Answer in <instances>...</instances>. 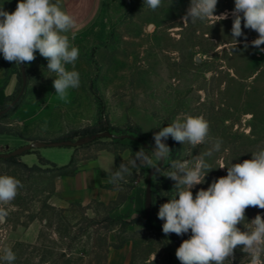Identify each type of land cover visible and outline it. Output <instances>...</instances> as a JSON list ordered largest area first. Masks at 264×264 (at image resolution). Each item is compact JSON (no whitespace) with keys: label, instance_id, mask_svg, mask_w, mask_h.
<instances>
[{"label":"rangeland","instance_id":"1","mask_svg":"<svg viewBox=\"0 0 264 264\" xmlns=\"http://www.w3.org/2000/svg\"><path fill=\"white\" fill-rule=\"evenodd\" d=\"M90 1L94 10L91 23L71 41L79 49L75 70L81 84L71 91L70 102L56 98L55 74L47 70V60L37 56L29 65L25 63V92L0 117V130L13 129L28 139L46 141L76 140L96 133L80 132L95 127L115 136L77 148L32 149L21 155L23 162L20 156L13 162L0 160V175L13 176L23 184L15 200L6 206V221L0 223V257L10 248L16 255L14 264H110L108 252L129 241L133 247L130 264H171V249L189 239L191 230L182 236L163 233L164 221L157 213L175 194V182L163 175L171 170L173 161L192 160L207 151L210 143L192 148L171 138L166 141L172 153L160 165L161 175L154 178L152 173L149 218L145 194L152 169H132L122 183L126 197L137 189L138 204L134 195L133 206L118 210L114 204L98 201H58L55 191L60 174L52 163L66 165L74 153L85 164L111 152L117 169L141 147L151 150L153 134L177 116L202 115L209 121L210 136L222 139L223 144L219 152L206 158L213 170L205 183L192 189L195 197L214 179L227 175V168L219 167L242 163L251 159L252 152L264 148V51L252 46L258 33L243 28V24L244 36L237 38L235 46L230 14L235 0H218L215 14L227 11L229 17L213 25L200 20L183 24L190 0H162L155 11L143 0ZM17 2L0 0V7L11 13ZM24 101L46 105L43 118L28 125L16 122L14 111ZM4 142L0 137V143ZM9 151L11 148H0V153ZM257 214L264 217V209L245 210L248 222ZM238 227L245 230L242 224ZM234 255L232 264H249L241 246ZM0 264L6 262L0 259Z\"/></svg>","mask_w":264,"mask_h":264},{"label":"clouds","instance_id":"2","mask_svg":"<svg viewBox=\"0 0 264 264\" xmlns=\"http://www.w3.org/2000/svg\"><path fill=\"white\" fill-rule=\"evenodd\" d=\"M143 4L155 11L162 0H143ZM217 4L218 0H190L183 24L200 20L213 25L228 19L227 11L215 14ZM230 14L235 46L239 43L237 38L244 36L243 28H247L258 33V38L251 41L252 46L264 51L260 48L264 45V0H235ZM75 25L74 17L62 10L59 0L56 3L18 0L14 12L0 7V53L6 61L20 65L33 62L38 51L47 60V70L55 74L54 95L59 101L69 103L71 91L81 84L80 73L75 70L79 49L71 43L74 34L71 38L66 34ZM169 138L192 148L205 143L211 145L192 160L173 161L171 170L163 175L175 182L174 196L161 204L157 213L158 219L164 221L163 233L182 236L191 230L190 238L177 248L176 258L181 264H232L235 250L241 246L249 264H264V217L257 214L248 222L245 216L248 207L264 209V148L252 152L251 159L242 163L219 167H226L227 175L214 179L206 190L201 188L194 197L192 189L205 183L207 174L213 170L206 158L219 152L223 144L222 139L210 136V124L204 116H177L171 124L153 134L151 150L141 147L127 163H120L115 171L109 169L107 182L119 190L134 168L153 169L154 178L156 174L161 175L160 165L169 160L172 153L166 143ZM22 188L19 179L0 175V223L6 221L9 215L6 206ZM241 224L244 231L238 227ZM0 259L14 264L16 255L5 248Z\"/></svg>","mask_w":264,"mask_h":264},{"label":"crops","instance_id":"3","mask_svg":"<svg viewBox=\"0 0 264 264\" xmlns=\"http://www.w3.org/2000/svg\"><path fill=\"white\" fill-rule=\"evenodd\" d=\"M51 2L56 3L57 0H51ZM59 5L62 10L73 16L76 21L75 27L66 33L69 37L84 31L91 23L94 10L90 0H59ZM35 56H40L38 51ZM21 83V73L17 69L16 64L6 61L2 53H0V110L16 98L20 91ZM45 106H40L36 102L24 101L16 108L13 117L20 125L35 123L43 118L42 114L47 108ZM0 137L5 141L0 143V148H11V150L34 140H42L36 138L28 139L20 131L13 129L0 130ZM38 155H40L39 151ZM71 160H73L74 172L58 175L56 178L55 196L58 201L80 204L98 201L103 204H114L118 210H122L131 207V205L133 206L131 198L135 195V201L138 204L137 189L134 188L129 197H126L123 183H121V187L118 190L107 182L110 175L109 169H112V171L116 170V162L111 152H103L85 164H81L80 159L75 157L74 153ZM21 161L23 162L22 157ZM57 166L59 167V165ZM177 248L178 246H174L171 249V264H181L175 255ZM132 254V244L126 241L121 247L111 249L108 252V263L130 264Z\"/></svg>","mask_w":264,"mask_h":264},{"label":"water","instance_id":"4","mask_svg":"<svg viewBox=\"0 0 264 264\" xmlns=\"http://www.w3.org/2000/svg\"><path fill=\"white\" fill-rule=\"evenodd\" d=\"M19 65V64H18ZM19 70L21 73V81H22V86L21 89L18 93V95L16 96V98L10 102V104L1 109L0 110V117L5 115L12 107H14V105L17 103V101L20 99V97L22 96V94H24L26 86H27V69H26V64L22 63L19 65ZM115 135L111 132V131H100V132H96L93 133L91 135H86V136H82L79 137L76 140L73 139H61V140H34L28 144H25L23 146H20L18 148H15L9 152L6 153H0V157L1 158H8V157H17V156H21L22 154H24L25 152H28L32 149H38V148H42V147H59V146H71L74 148L77 147H81L84 145H87L93 141H96L100 138L103 137H108V138H112ZM154 172V170L152 169L148 179H147V186H146V194H145V207H146V215L149 218L151 210H152V189H151V177H152V173Z\"/></svg>","mask_w":264,"mask_h":264},{"label":"trees","instance_id":"5","mask_svg":"<svg viewBox=\"0 0 264 264\" xmlns=\"http://www.w3.org/2000/svg\"><path fill=\"white\" fill-rule=\"evenodd\" d=\"M88 130H93L94 132H99V131H102L104 129L95 127V128L83 129L80 132H86ZM16 159H17V157H8V158H1L0 157V160L5 161V162H13ZM72 164H73V160H71L68 164L62 165V166H59V167L55 163H52V165L58 170V173L60 175L73 173L74 172V168L72 167ZM33 167L36 168V169L39 168L38 165H33Z\"/></svg>","mask_w":264,"mask_h":264}]
</instances>
